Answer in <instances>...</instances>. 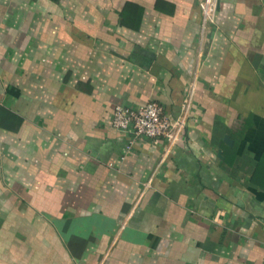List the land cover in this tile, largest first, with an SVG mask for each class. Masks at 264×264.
Wrapping results in <instances>:
<instances>
[{"label":"crops","instance_id":"obj_1","mask_svg":"<svg viewBox=\"0 0 264 264\" xmlns=\"http://www.w3.org/2000/svg\"><path fill=\"white\" fill-rule=\"evenodd\" d=\"M112 1L0 0V264H264V0Z\"/></svg>","mask_w":264,"mask_h":264},{"label":"built area","instance_id":"obj_2","mask_svg":"<svg viewBox=\"0 0 264 264\" xmlns=\"http://www.w3.org/2000/svg\"><path fill=\"white\" fill-rule=\"evenodd\" d=\"M199 9L202 14L201 38H204L208 27L215 23V0H201ZM190 103L184 102L182 112L175 118L168 116L156 102H147L137 109L117 105L112 111L111 125L117 132L130 134L134 139L165 138L168 146H173L184 130Z\"/></svg>","mask_w":264,"mask_h":264},{"label":"rangeland","instance_id":"obj_3","mask_svg":"<svg viewBox=\"0 0 264 264\" xmlns=\"http://www.w3.org/2000/svg\"><path fill=\"white\" fill-rule=\"evenodd\" d=\"M111 2H113L112 0H63V4L64 5H68V4H74L76 10L74 11L75 17L77 18L78 15L83 14V6L85 4H89L91 6V10H89V13H96V14H100V10L101 8H106L107 6L111 5ZM100 9V10H99ZM72 15V13H70ZM91 16H95V15H91ZM3 252V251H2ZM0 259L1 261L4 260L2 253H0Z\"/></svg>","mask_w":264,"mask_h":264},{"label":"trees","instance_id":"obj_4","mask_svg":"<svg viewBox=\"0 0 264 264\" xmlns=\"http://www.w3.org/2000/svg\"><path fill=\"white\" fill-rule=\"evenodd\" d=\"M50 2H53V3H58L60 0H49ZM125 22V20L124 21H121V23H124ZM233 147H235V146H233Z\"/></svg>","mask_w":264,"mask_h":264},{"label":"water","instance_id":"obj_5","mask_svg":"<svg viewBox=\"0 0 264 264\" xmlns=\"http://www.w3.org/2000/svg\"><path fill=\"white\" fill-rule=\"evenodd\" d=\"M226 142L230 143V141L228 139H225Z\"/></svg>","mask_w":264,"mask_h":264}]
</instances>
